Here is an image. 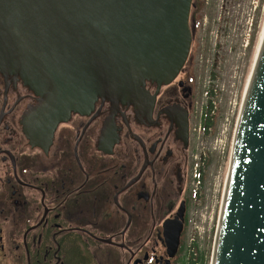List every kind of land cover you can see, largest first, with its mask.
<instances>
[{
    "label": "flooded vegetation",
    "instance_id": "obj_1",
    "mask_svg": "<svg viewBox=\"0 0 264 264\" xmlns=\"http://www.w3.org/2000/svg\"><path fill=\"white\" fill-rule=\"evenodd\" d=\"M189 28L190 52L175 78L144 81L156 98L151 121L118 100L110 153L98 147L108 96L58 120L47 156L20 124L35 91L0 69V264L192 263L196 228L214 226L205 218L197 226L198 103L203 92L228 96L237 72L246 79L264 33V0H193Z\"/></svg>",
    "mask_w": 264,
    "mask_h": 264
},
{
    "label": "water",
    "instance_id": "obj_2",
    "mask_svg": "<svg viewBox=\"0 0 264 264\" xmlns=\"http://www.w3.org/2000/svg\"><path fill=\"white\" fill-rule=\"evenodd\" d=\"M192 0H0V69L25 79L37 101L20 124L46 155L56 123L112 101L98 147L112 151L121 98L148 123L155 97L144 80L171 81L190 49ZM241 116L215 264H264V46Z\"/></svg>",
    "mask_w": 264,
    "mask_h": 264
},
{
    "label": "rangeland",
    "instance_id": "obj_3",
    "mask_svg": "<svg viewBox=\"0 0 264 264\" xmlns=\"http://www.w3.org/2000/svg\"><path fill=\"white\" fill-rule=\"evenodd\" d=\"M262 34L263 32L261 33V36ZM261 39L262 37H260V41ZM258 51H259V45L254 55V59L250 67V70L248 72L246 85L243 88L244 93L242 92L241 97L238 99V95H239L238 89H239V84H241V87L243 86V79H242V75L237 72V77H236L237 84L230 86L228 91V96L221 95L220 98L217 100L218 104L221 106V115L219 117L216 134L210 136L204 135L203 128L201 131H199L200 124H198V135L200 136V140L198 143L199 150L197 153L196 165L198 166V169H202V170L205 167V165L202 167V163H201L204 160V152L211 154L212 162H210L207 168H205L206 181L203 190L204 197L202 202L204 211L200 212V214H202L201 220L197 226L202 227L204 218L206 221L211 222V226L214 224L217 226V221L220 213V206L222 208L221 202H223L222 190H221L222 182L224 181V189H225L226 178L231 163L229 162L231 161L230 153H232L236 141L235 140L236 137L234 133L236 125H234L233 127L234 118L237 119L238 108L240 107V104H242L241 106L242 109L240 108L239 111L242 112L243 110L244 107L243 103L248 91V85L257 63ZM238 64L242 68L243 66L246 65L245 61L243 60H239ZM208 99H209L208 96L205 95V93L203 92L202 98L199 100L198 103L199 112L202 113L205 112V105L207 104ZM241 114L243 115V113ZM241 114H239L240 117ZM240 117L238 116V120L240 119ZM229 147L231 152H229L228 154ZM196 230H197L196 244L198 245L196 250L198 251V257H203L204 258L203 264H208V260L210 259V253L212 249V245H211L213 241L212 235L214 234H212V231L209 233L208 225H205V231L202 229L203 233L200 235L198 234V228H196ZM200 232H202L201 228H200ZM195 264H201L200 260Z\"/></svg>",
    "mask_w": 264,
    "mask_h": 264
},
{
    "label": "bare ground",
    "instance_id": "obj_4",
    "mask_svg": "<svg viewBox=\"0 0 264 264\" xmlns=\"http://www.w3.org/2000/svg\"><path fill=\"white\" fill-rule=\"evenodd\" d=\"M263 36H264V33L262 35V39H261V42L259 44V51H258V54H257V63H256V66H255V69H254V72L251 76V80L249 82V85H248V91H247V94H246V97L244 99V103H243V110L241 113H243L244 115V112H246L245 110L247 109V100H248V96H249V92H250V89H251V86H252V83H253V80H254V77H255V74H256V70H257V67H258V60H259V56H260V49H261V43H262V40H263ZM264 46V44H263ZM262 46V48H263ZM242 115V116H243ZM233 155H234V148L232 150V154H231V163H230V168H229V171H228V175H227V178H226V183H225V189H224V192H223V199H222V211L220 213V225L222 223V218H223V215L225 213V209H226V205H227V197H228V191H229V186H230V178H231V175H232V171H231V168H232V164H233ZM220 225H219V232H220ZM218 232V233H219ZM215 259H216V255L214 254V257H213V260H212V264H215Z\"/></svg>",
    "mask_w": 264,
    "mask_h": 264
},
{
    "label": "trees",
    "instance_id": "obj_5",
    "mask_svg": "<svg viewBox=\"0 0 264 264\" xmlns=\"http://www.w3.org/2000/svg\"><path fill=\"white\" fill-rule=\"evenodd\" d=\"M216 123H217L216 117H214V118L206 117L205 122H204V126H205L206 131L208 132L209 128L214 130L216 127Z\"/></svg>",
    "mask_w": 264,
    "mask_h": 264
}]
</instances>
